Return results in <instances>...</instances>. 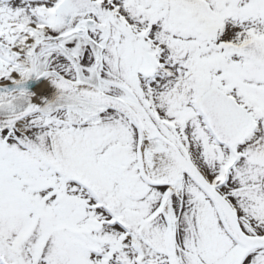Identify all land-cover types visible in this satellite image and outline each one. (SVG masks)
<instances>
[{"label":"snow or ice","instance_id":"1","mask_svg":"<svg viewBox=\"0 0 264 264\" xmlns=\"http://www.w3.org/2000/svg\"><path fill=\"white\" fill-rule=\"evenodd\" d=\"M0 264H264V0H0Z\"/></svg>","mask_w":264,"mask_h":264}]
</instances>
